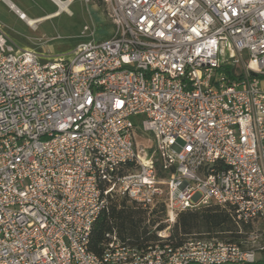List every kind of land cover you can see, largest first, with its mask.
Returning <instances> with one entry per match:
<instances>
[{
  "label": "built area",
  "instance_id": "2783aa9c",
  "mask_svg": "<svg viewBox=\"0 0 264 264\" xmlns=\"http://www.w3.org/2000/svg\"><path fill=\"white\" fill-rule=\"evenodd\" d=\"M103 3L111 37L69 59L0 25V264L264 261V0ZM118 199L163 209L157 239L111 232L95 254L94 223ZM211 205L239 243L174 245L178 215Z\"/></svg>",
  "mask_w": 264,
  "mask_h": 264
},
{
  "label": "trees",
  "instance_id": "16d2710c",
  "mask_svg": "<svg viewBox=\"0 0 264 264\" xmlns=\"http://www.w3.org/2000/svg\"><path fill=\"white\" fill-rule=\"evenodd\" d=\"M104 6L103 0H99ZM164 216L162 208L149 215L141 207L125 199L114 200L107 211L99 215L92 228L89 239V250L100 254L106 241L105 235L115 232L125 243L131 246L144 247L157 239L150 234L151 229ZM148 221V222H147ZM159 225L157 229H162ZM218 237L229 242L239 243L240 235L227 211L211 205L197 210L180 213L171 233L174 245H181L188 237ZM256 264H264V261Z\"/></svg>",
  "mask_w": 264,
  "mask_h": 264
},
{
  "label": "rangeland",
  "instance_id": "374dc122",
  "mask_svg": "<svg viewBox=\"0 0 264 264\" xmlns=\"http://www.w3.org/2000/svg\"><path fill=\"white\" fill-rule=\"evenodd\" d=\"M55 9L56 7L52 6L50 10L54 11ZM68 10L70 15L61 14L57 18L43 21L35 27H30L24 22L27 27L14 20L0 8L3 20L0 25L12 44L22 49H30L44 54L51 59H69L77 44L84 40L103 41L111 37L113 26L99 0H74ZM4 22L7 26L3 24ZM84 28H87L86 31ZM146 137L150 141L136 132L137 144L144 147L153 146V137L151 135Z\"/></svg>",
  "mask_w": 264,
  "mask_h": 264
},
{
  "label": "crops",
  "instance_id": "0c3cea01",
  "mask_svg": "<svg viewBox=\"0 0 264 264\" xmlns=\"http://www.w3.org/2000/svg\"><path fill=\"white\" fill-rule=\"evenodd\" d=\"M52 6L55 5L51 0H0V8L3 9V11H5L8 15H10L14 20L19 21L24 25L26 24L22 21V19L19 18V14L25 15L28 19L31 20L44 19L58 10L55 6L56 9L54 11H51L50 9L52 8ZM0 22H3L1 11ZM3 24H6V22H4Z\"/></svg>",
  "mask_w": 264,
  "mask_h": 264
},
{
  "label": "bare ground",
  "instance_id": "6f19581e",
  "mask_svg": "<svg viewBox=\"0 0 264 264\" xmlns=\"http://www.w3.org/2000/svg\"><path fill=\"white\" fill-rule=\"evenodd\" d=\"M51 1L53 2V4L58 9L53 14L47 16L44 19H39V20H31V19H28L25 15L19 14V15H21L22 21L25 22L30 27H35L37 24L41 23L44 20H50V19L59 17L62 13L70 15L68 9H69V3L71 0H66V1H64V0H51Z\"/></svg>",
  "mask_w": 264,
  "mask_h": 264
}]
</instances>
